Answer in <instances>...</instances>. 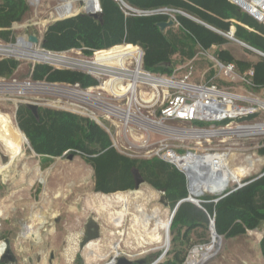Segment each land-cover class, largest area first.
Masks as SVG:
<instances>
[{"label": "trees", "instance_id": "1", "mask_svg": "<svg viewBox=\"0 0 264 264\" xmlns=\"http://www.w3.org/2000/svg\"><path fill=\"white\" fill-rule=\"evenodd\" d=\"M137 10H152L169 7L182 10L203 22L218 29L229 28L231 21L224 18L241 17L240 10L228 0H123ZM103 23L86 13H78L49 24L42 38V47L51 51L81 49L83 54L90 55L95 50L113 45L128 43L105 51H130L138 44L144 51L143 66L151 71L171 73L173 62L171 56L194 64L207 62L196 54L195 46L209 48L221 44L224 37L215 31L178 14V25L166 28L163 32L157 22L168 19L167 14H139L127 9L117 0H99ZM28 11L26 0H1L0 27H9L13 21H19ZM245 24H249L244 21ZM236 38L250 46L264 51L262 38L254 32H247L234 24ZM8 31L0 30V35ZM264 40V39H263ZM224 61H235L241 70L254 67V81L264 82V58L256 63L234 60L226 51H220ZM209 64V63H207ZM206 71L207 80L221 84L214 78L216 72L209 64ZM18 62L12 58L0 60V76H11ZM35 80L51 82H79L81 85H92L96 80L81 71L54 68L51 65L37 63L32 70ZM18 127L29 140L31 149L40 156L42 166H48L55 157L64 151L76 155L81 152L94 172V190L111 193L134 188L133 169H137L144 181L156 190L163 189L171 208L178 200L187 197L186 178L174 166L158 159H134L122 155L112 145L107 132L97 123L68 111L48 107L38 108V118L34 117L25 105L16 110ZM264 154V146L258 149ZM251 178H247L246 181ZM218 198L217 201L212 199ZM202 208L190 201L179 204L172 218L169 232L171 250L165 259L157 264H183L186 250L190 247L191 234L202 236L207 230L209 218L214 216L217 234L224 238H235L245 235L248 230L264 229V174L242 187L227 192L219 197L206 196ZM201 230V231H199ZM261 256L264 261V233L259 241ZM160 255V254H159ZM158 255V256H159ZM156 256V257H158ZM148 260V262H151Z\"/></svg>", "mask_w": 264, "mask_h": 264}, {"label": "built area", "instance_id": "2", "mask_svg": "<svg viewBox=\"0 0 264 264\" xmlns=\"http://www.w3.org/2000/svg\"><path fill=\"white\" fill-rule=\"evenodd\" d=\"M228 1L264 26V0ZM173 9L160 7L131 11L175 17L177 13ZM214 29L244 47L250 46L235 37L233 21L226 32ZM20 39L27 43V47L54 59L36 62L81 71L96 83L83 86L79 82L35 80L32 78L33 66L25 79L0 76V98L12 100L15 105L32 102L38 107L68 111L97 123L122 155L134 159L158 158L182 172L186 178L187 197L198 200L199 204L204 201L203 197L209 196L207 194L219 197L263 174L247 177L260 160L255 152L264 146V82L255 83L253 66L241 70L235 61L211 56L218 68L214 78L222 76L228 82L193 81L190 79L194 70L191 61L185 64L187 71L180 77H175V73L168 77L145 69L144 51L137 45L133 52L124 50L121 55L111 53L96 60L98 53L130 44L121 43L86 55L75 48L47 50L29 42L27 37H18L9 43L0 41V60L18 59L17 55H22L19 54ZM254 49L264 58V51ZM68 52L76 55L70 56ZM223 121L224 124L216 125ZM246 140L255 142L246 148L253 150L241 159L250 168L248 173L243 172V177L229 178L221 166L210 161L215 154L231 158L239 141ZM67 153L70 150L64 151L63 155ZM76 153L81 155L79 151ZM245 177L251 179L246 181ZM201 181L226 183L219 192L203 191L196 196L193 190ZM200 196L203 197L198 198ZM119 255L115 253L105 264H116L115 257ZM188 257L183 264H187Z\"/></svg>", "mask_w": 264, "mask_h": 264}, {"label": "rangeland", "instance_id": "3", "mask_svg": "<svg viewBox=\"0 0 264 264\" xmlns=\"http://www.w3.org/2000/svg\"><path fill=\"white\" fill-rule=\"evenodd\" d=\"M60 1L26 0L28 11L21 20L13 21L9 27H0V30L8 31L6 34L0 35V41L9 43L16 41L18 37L26 38L29 34H35L39 38L36 45L42 47L41 41L48 25L56 20L71 16L59 17L56 14L54 7ZM73 5L77 8V11L72 16L84 12L80 9L81 4L78 0H73ZM239 12V15L249 24H245L237 17L222 20L225 22L233 21V24H237L247 32H254L262 38L261 42L264 45V26L244 12ZM174 15L176 17L177 14ZM177 25L174 26V29ZM228 29L219 30L226 32ZM221 36L225 39L221 44H213L209 48L195 46L196 54L206 59L207 62L194 64L191 80H206V71L210 66L209 64L213 65V70L217 72L218 68L210 57L217 56L222 60L219 55L222 50L230 54L234 60L256 63L260 59L261 56L258 53L224 35ZM132 45L139 46L138 44ZM68 55L74 56L76 54L75 52H68ZM11 58L18 62V66L11 76L18 79L27 78L32 67L38 63L27 59ZM171 60L173 62L171 73L160 70L150 71L168 77L173 73H175V77L182 76L187 71L185 68L186 63L180 62L181 60H178L175 55L171 56ZM4 77L9 76L4 75ZM220 77L221 81L228 82V79ZM17 108L12 100L0 98V253L4 248L3 238L7 237L11 240L14 251L22 256L34 255V250L38 248L44 252L47 258L48 250L51 248L55 256L53 260L48 262L44 258L40 264H105L116 251L124 252L129 255V257L125 256L132 260L144 257L153 261L162 250L161 244L155 243L146 234V231H149L153 225L150 223L149 229L145 231L136 224L137 222H134V217L139 216L138 207L150 212L154 206L160 207L161 211L165 208L163 210L164 215L161 217L163 220L170 217L172 208L170 206L164 207L159 202L158 191L147 182H144L137 191L133 189L127 192L129 200L126 202L125 207L122 202H118L112 206L102 208L101 201L97 199L92 190L93 180L90 175V164L84 161V156L76 154L72 159L55 157L48 166L43 167L40 156L34 154L30 148V143H28V138L18 127L16 120ZM224 122H217L216 125L224 124ZM11 124L18 128L27 139L22 138L20 148L18 136L13 132ZM239 142H237L239 144L236 145L237 148L231 154V158L236 157L235 165L240 164L242 157L253 150L246 148L254 144L255 140ZM11 148L17 154L11 155ZM255 155L262 158V160L255 164L254 174L251 177L264 172V164H262L264 156L257 152H255ZM151 194L154 195L152 199ZM207 195L215 196L214 194ZM201 197L203 196L198 198ZM110 208L124 210V215L118 225L111 220ZM55 216L60 218V225L56 226L57 232L55 234L58 239L51 241V237L55 236L47 233L50 230L49 228L53 229L54 227ZM87 217H93L99 224V242H97L98 239L93 240L95 245L92 248L86 246L79 250L78 243L83 231L82 225ZM165 223L168 224V220ZM25 224L31 225L30 231L32 234L37 233L39 230L38 241H40L38 243L33 244L31 241L32 235L26 233ZM62 228L63 230H61ZM64 231L65 236H63ZM203 233L202 236L196 233L191 234V245L186 250L185 260L189 254L193 253L189 256L193 257L195 246L204 245L203 251H200L203 253L207 252L205 248L212 244V248L209 246L208 250L209 258L201 264H264L258 245L264 229L249 231L245 235L235 238H224L220 235L213 243L209 225ZM160 235H164L162 230H160ZM64 237L65 241L63 240ZM32 238H35V236ZM114 243H118V247H113ZM171 249L170 241L168 250ZM165 257L164 255L155 264L163 261ZM73 258L74 260H72ZM187 264H189V261Z\"/></svg>", "mask_w": 264, "mask_h": 264}, {"label": "bare ground", "instance_id": "4", "mask_svg": "<svg viewBox=\"0 0 264 264\" xmlns=\"http://www.w3.org/2000/svg\"><path fill=\"white\" fill-rule=\"evenodd\" d=\"M80 4H81L80 5L81 10L90 11V10L94 9V5H96V0H82V2ZM54 10L59 17H65V16H69V15L74 14L77 11V8L73 5V0H61L54 7ZM19 43H20V48H21V51H20L21 53H19V54H22V55H17L18 59H27V60H32V61H38V60L54 61V59H51L52 57H46V55H43L42 53H38L34 49L27 47L28 45L23 39H20ZM111 53H115V55H121V53H123V52H122V50L115 51V52L104 51V52L97 54L96 60H100L102 58H105L108 55H111ZM11 117L13 118L12 114H11ZM11 127H12L13 132L18 136V145L20 148V143H21L22 138L24 139V136L18 128L13 126V124H11ZM11 151H12L11 155L17 154V153L13 152L12 148H11ZM209 159L211 162H216L217 165L221 166L223 169V172L229 178L239 177L243 173V165L232 164L230 162V158L226 157L224 154H215V155L211 156ZM225 183H226V181L223 183H220V184H218V183L213 184L210 182L207 183L206 181H201V182H198L196 184V187L193 190V193L196 196H198L203 191L219 192L223 188ZM136 191H137V189H136ZM100 196H101L100 205L102 208H106V206H112L113 204H116L118 202H123L125 200L123 197V194L121 192H115L112 194H110V193L109 194H100ZM137 211H138L139 217H140V218L138 217L137 219H140L141 226L145 231L149 229L150 222L152 221L153 226L149 231H146V234L148 235V237L152 241H154L157 244H161V247H162V250L160 252V254H161L163 252V250L165 249V247L167 246L166 229H167L168 224H166L165 221L160 220V218L158 216V211H159L158 207H154L150 213L143 211L142 208H138ZM109 215L115 224H119L122 216L124 215V210L120 211L117 209L110 208ZM158 228H161L163 230V234H164L163 236L159 234ZM30 230H31V225H27L26 233L32 234V232ZM210 231H211V236H212L211 238H212V243H213L216 240V238H218V237L214 235L212 228L210 229ZM94 245H95L94 241H91L87 244V246L90 248H92ZM209 246L212 248L213 245L211 244ZM209 246H207L205 248V251L207 250V252H203V253L200 252V251H203V248L196 247L193 251L194 252L193 257L192 256H191L192 258L188 257L189 264H201L205 260H207L209 258V254H208V250L210 248ZM113 247L116 248L117 243L114 244ZM192 254H189V256ZM160 259H162V257H160L159 260ZM188 261H187V263H188Z\"/></svg>", "mask_w": 264, "mask_h": 264}, {"label": "water", "instance_id": "5", "mask_svg": "<svg viewBox=\"0 0 264 264\" xmlns=\"http://www.w3.org/2000/svg\"><path fill=\"white\" fill-rule=\"evenodd\" d=\"M78 1H79V3L82 2V0H78ZM117 1H120L127 9L133 10V8L130 7L129 5H127L123 0H117ZM99 8H100L99 0H96V5H94V9L90 10V11H84L83 13L88 14L89 16L98 20L102 24L103 23V15L101 13V9L99 10ZM173 11L175 13L184 15V16L194 20L195 22L200 23V24L204 25L205 27L217 32L209 24L203 22L202 20H200V19H198V18H196V17H194V16H192V15H190V14H188L182 10L173 9ZM177 23L178 22L174 16H168L167 20L159 21L156 24L159 27L160 31L163 32L166 28L171 27V26H175ZM27 39L29 42L34 43V44H37L39 42V38L35 34L27 35ZM42 41H41V43H42ZM247 48L256 52V50L250 46H247ZM19 105H25L31 111V113L34 115V117L38 118V108H39L38 104L32 103V102H20V103H17L16 107H18ZM60 157H66V159H72L74 157V154L73 153H67L65 155H61ZM263 174H264V172H263ZM133 178H134V189H138L139 186L145 182L143 177L140 175V173L138 172L137 169H133ZM157 191L159 193V202L165 207L169 206L167 197L165 195V191L163 189L157 190ZM183 201H190V202L194 203L195 205H197L198 207L203 209L202 205L199 204L198 200H195V199H190L187 197V198H183V199H180L177 201V203L172 208V211H171V214H170V217L168 220V225H167V229H166L167 246L165 247L163 252L158 257L154 258V260L149 263L148 259H146V258H137V259L132 260V259L127 258L126 256L119 255V256L115 257L116 264H132V263H135V264H155V262H157L160 257H163L169 248V243H170L169 228H170L172 218H173L175 211L177 210L179 204ZM211 228L213 230L214 235L219 237V235L217 234V232L215 230L214 216L209 219V229H211ZM82 234L83 235L79 241V250L86 247L89 242L99 238V235H100L99 224L96 222V220L93 217H89L85 221V223L83 224V233ZM3 243H4V248H3L2 252L0 253V260L3 258L11 259L10 255L12 254V251H11V248L9 246V238L3 239Z\"/></svg>", "mask_w": 264, "mask_h": 264}, {"label": "crops", "instance_id": "6", "mask_svg": "<svg viewBox=\"0 0 264 264\" xmlns=\"http://www.w3.org/2000/svg\"><path fill=\"white\" fill-rule=\"evenodd\" d=\"M246 14V13H245ZM178 24V23H177ZM256 53V52H255ZM180 62H184V61H180ZM200 81H205V80H200ZM221 81V80H220ZM222 82V81H221ZM31 148V147H30ZM34 152V151H33ZM257 153H259V151H257ZM34 154H36L35 152H34ZM259 154H261V155H263L264 156V154H262V153H259ZM36 155H38V154H36ZM236 157H232V158H230V162L232 163V164H235L236 163ZM260 160H262V158H260ZM85 161V160H84ZM86 162V161H85ZM238 162V161H237ZM87 163V162H86ZM89 164V163H88ZM240 164L241 165H243V172L246 170V172L248 173L250 170V168H248L247 167V163H245L244 161H241L240 160ZM262 164H264V158H263V163ZM90 170H91V178H92V180H93V182H92V190L94 191V193L96 194V196H97V199L99 200V201H101L100 199H101V196H100V194H109V193H101V192H97V191H95L94 190V172H93V168H92V166L90 165ZM90 172V171H89ZM254 171L253 170H251L249 173H248V175H247V177H251L254 173H253ZM243 174V173H242ZM88 175H89V173H88ZM90 177V176H89ZM240 177H243L242 175H240ZM247 177H245V178H247ZM258 178V177H257ZM134 189V188H133ZM133 189H128V190H123V191H115V192H121L122 194H123V197H124V201L122 202L123 204H124V207L126 206V202L129 200L128 199V191H131V190H133ZM115 192H111L110 194H112V193H115ZM152 198H154V195L153 194H151V199ZM96 199V200H97ZM154 207H158V206H154ZM153 207V208H154ZM165 207V206H164ZM138 208H142V207H138ZM137 208V209H138ZM152 208V209H153ZM143 209V208H142ZM151 209V210H152ZM158 209H159V211H158V216H159V218H160V220H162V221H166V220H169V218H166V220H163L161 217L164 215V211L163 210H165V208H163L162 209V211H161V208L160 207H158ZM151 210H150V212H151ZM143 211H145L144 209H143ZM145 212H147V211H145ZM150 212H147V213H150ZM139 215V214H138ZM123 217V216H122ZM139 217V216H138ZM138 217H134L135 218V221L134 222H137L136 224L137 225H139V226H141V223H140V219H137ZM89 217H87L86 218V220L88 219ZM140 218V217H139ZM85 220V221H86ZM112 220V219H111ZM121 220H122V218H121ZM120 220V221H121ZM85 223V222H84ZM83 223V224H84ZM150 223H152V222H150ZM54 227H53V229H51V228H49L50 230H49V232L47 233V234H50L51 236H55V234H56V232H57V228H56V226L59 224L60 225V218H58V216H55L54 217ZM116 225H118V224H116ZM38 227H41V226H38ZM61 227V226H60ZM142 227V226H141ZM149 227H150V225H149ZM64 228V227H63ZM63 228L61 229V230H63ZM82 228H83V225H82ZM44 229V228H43ZM65 229V228H64ZM256 229H258V228H256ZM256 229H253V230H256ZM66 230V229H65ZM160 230H162L161 228H158V232H159V234H160ZM253 230H248L247 231V233L249 232V231H253ZM259 230V229H258ZM39 231V230H38ZM38 231H37V233L35 232V233H33V234H31L32 235V237L33 236H35V238L37 237V239H35V238H31V241L33 242V244H35V243H38L39 241H38V237H39V233H38ZM163 231V230H162ZM64 234H63V236H65V231L63 232ZM241 236V235H240ZM57 236H55V237H51V241L52 240H54L55 241V239H58V238H56ZM262 237V236H261ZM63 238V237H62ZM81 239V238H80ZM79 239V240H80ZM37 240V241H36ZM64 241H65V237H64V239H63ZM30 241V240H29ZM30 241V242H31ZM53 241V242H54ZM260 241V240H259ZM97 242H99V239L97 240ZM79 244V243H78ZM114 244H116V243H114ZM114 244H113V246H114ZM32 245V244H31ZM117 245H119L118 243H117ZM258 245H259V242H258ZM118 247V246H117ZM43 249H44V247H43ZM79 249V248H78ZM78 249H77V251H78ZM260 249V248H259ZM117 250H118V248H117ZM35 252L34 253H38V255L40 256L39 258H38V260H37V263L36 264H40V262H42V260L45 258L46 259V261H48V262H51L52 260H53V258L55 257H50V259H52L51 261H49L48 260V257L46 258V255L44 254V252L42 251V250H40V249H36V250H34ZM49 252H53L52 251V249L51 248H49V250H48V253ZM117 252V254H120V255H122V256H128L129 257V255H127V254H125L124 252H122V251H116ZM115 252V253H116ZM115 253L113 254V255H115ZM260 254H261V252H260ZM112 255V256H113ZM45 256V257H44ZM48 256V255H47ZM111 256V257H112ZM142 258H144V257H142ZM130 259V258H129ZM147 259V258H146ZM72 260H74V258L72 259Z\"/></svg>", "mask_w": 264, "mask_h": 264}, {"label": "flooded vegetation", "instance_id": "7", "mask_svg": "<svg viewBox=\"0 0 264 264\" xmlns=\"http://www.w3.org/2000/svg\"><path fill=\"white\" fill-rule=\"evenodd\" d=\"M24 226L27 227L26 224ZM82 233H83V231H82ZM82 235H81V237H82ZM5 238H7V237H4L3 239H5ZM9 246H10L11 251H12V254L10 255L11 259L3 258V259L0 260V264H36L38 258L40 257L38 255V253H34V255L27 254L26 256L19 255V253H16L14 251V249L12 248L11 240H9ZM78 248H79V244H78ZM28 249H30V248H28ZM50 257H52V258L54 257L53 252H49L48 253V260L49 261L52 260V259H50ZM132 264H135V263H132Z\"/></svg>", "mask_w": 264, "mask_h": 264}]
</instances>
